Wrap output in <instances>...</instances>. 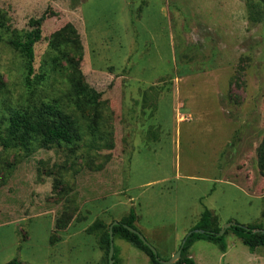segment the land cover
I'll use <instances>...</instances> for the list:
<instances>
[{
	"label": "rangeland",
	"instance_id": "374dc122",
	"mask_svg": "<svg viewBox=\"0 0 264 264\" xmlns=\"http://www.w3.org/2000/svg\"><path fill=\"white\" fill-rule=\"evenodd\" d=\"M248 0H0L11 30L28 34L45 15L34 69L47 68L49 37L66 24L83 47L81 81L99 94L97 109L79 110L56 72L35 100L59 103L79 122L81 140L27 154L0 146V264H107L95 221L109 227L133 209L135 230L160 264L180 249L204 209L221 228L264 230V21L252 22ZM0 29V38L9 37ZM77 60V58H75ZM23 59L0 40L3 96H25ZM90 129H89V128ZM67 212V227L55 220ZM218 245L195 240L196 264H264L232 233ZM116 264H153L113 238ZM180 258L171 264H183Z\"/></svg>",
	"mask_w": 264,
	"mask_h": 264
},
{
	"label": "trees",
	"instance_id": "16d2710c",
	"mask_svg": "<svg viewBox=\"0 0 264 264\" xmlns=\"http://www.w3.org/2000/svg\"><path fill=\"white\" fill-rule=\"evenodd\" d=\"M247 12L250 21L254 23L264 21V0H248ZM6 20L5 15L0 12V29L10 33L8 38H0V40L18 52L23 59L25 96L20 99L18 105L14 107L8 105L7 109L0 111V146L5 149L19 147L29 154L40 147H49L61 143L70 145L80 141L82 137L81 126L77 120L72 118L68 110L55 101L34 99L36 89L48 79L49 72L57 71L60 61L63 60L66 62L69 71L66 75L68 83L66 98L69 99L70 103L79 110L88 108L97 110L103 104L98 100L99 94L81 81L79 60L83 55V47L76 29L72 24H66L49 37L50 62L47 68L42 66L39 73H36L33 66L34 45L41 39V26L45 20V15L30 21L32 29L26 35L11 30ZM5 94V83L1 81L0 76V109L6 107L7 100L3 98ZM257 151L258 164L261 172L264 173V137ZM70 218L71 216L67 212L63 213L60 218L55 220L54 230L65 229ZM136 220L137 216L134 210L130 209L127 216L118 221L117 225L112 226L113 238L119 237L130 243L148 255L153 264H160L157 255L155 256L137 235L125 227L135 229L134 222ZM109 227H106L103 221L95 220L86 230L88 234L96 236L100 249L105 253L107 264ZM221 229L217 224L216 216L210 210L204 209L181 248L180 261L183 264H196L192 258L186 256L190 244L195 240H204L216 244L224 253L226 251L224 238L228 233H232L251 252L258 247H264V230L258 225L240 226L234 223L233 226L225 229L223 235L219 236L218 233ZM194 230L201 232L195 233ZM113 260V264H116L115 249ZM6 264L21 263L13 259Z\"/></svg>",
	"mask_w": 264,
	"mask_h": 264
},
{
	"label": "water",
	"instance_id": "95a60500",
	"mask_svg": "<svg viewBox=\"0 0 264 264\" xmlns=\"http://www.w3.org/2000/svg\"><path fill=\"white\" fill-rule=\"evenodd\" d=\"M118 222L117 221H114L110 227H109V253H108V264H113L114 263V260H113V252H114V244H113V235H112V226L114 225H117ZM234 223H230L228 225H225L223 226V228L220 230V232L218 233L219 236L223 235L224 234V231L225 229H227L229 226H233ZM131 233L135 234L138 236V238L140 239V241L146 245L151 251L152 253L156 256L157 255V251L155 250V248L149 244L147 242V240L145 239V237L143 235H141L137 230H135L134 228H131V227H127L125 226ZM193 232L195 233H198V232H201L200 230H194ZM191 234V232H189L185 238L183 239L182 241V244H181V247L180 249L173 255V257L167 261V262H164V264H171L173 263L174 261L178 260L180 258V255H181V248L186 240V238Z\"/></svg>",
	"mask_w": 264,
	"mask_h": 264
}]
</instances>
